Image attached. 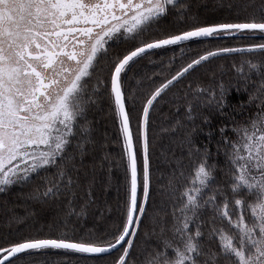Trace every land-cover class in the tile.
Segmentation results:
<instances>
[{
    "label": "snow or ice",
    "instance_id": "6c2138e0",
    "mask_svg": "<svg viewBox=\"0 0 264 264\" xmlns=\"http://www.w3.org/2000/svg\"><path fill=\"white\" fill-rule=\"evenodd\" d=\"M176 5L177 0H0V192L65 158L85 104L95 102L92 97L100 85L114 108L128 179L126 215L109 239L22 238L0 247V264H23L25 257L44 250L95 257L120 251L114 264H129L150 198L149 123L155 103L170 86L212 57L264 53V43H254L218 47L192 58L143 99L138 136H134L128 105H135L138 93L126 91L124 77L138 59L169 47H179L183 54L194 41L244 34L264 40V15L241 22L193 23L186 30L153 34V23L168 13V6ZM119 37L130 41V47L108 60L103 75L91 85L101 54L106 58L109 42ZM247 64L252 70L260 67ZM237 71L243 72V67ZM220 91L223 97V85ZM233 131L237 139L224 141L229 149L226 186L206 195L215 179L206 159L194 166L178 195L170 184L171 196L179 202L173 205L172 237L165 238L143 264H264V108ZM137 140L143 157L142 198ZM66 175L61 169L59 181ZM72 182L69 177L67 186ZM59 191L60 184L52 182L42 195ZM205 227L215 248L205 250Z\"/></svg>",
    "mask_w": 264,
    "mask_h": 264
},
{
    "label": "trees",
    "instance_id": "16d2710c",
    "mask_svg": "<svg viewBox=\"0 0 264 264\" xmlns=\"http://www.w3.org/2000/svg\"><path fill=\"white\" fill-rule=\"evenodd\" d=\"M264 15V0H177L168 13L152 25L153 34L186 30L193 23L241 22ZM264 43L259 35L222 37L190 42L181 54L179 47L152 50L132 64L124 77L128 93L136 91L135 105L129 102L132 129L138 136V117L143 99L155 87L174 75L192 58L218 47H246ZM119 37L109 42L107 57L101 59L90 84L95 86L108 60L130 47ZM260 67L252 70L247 62ZM243 67V72L237 68ZM140 82L139 84L137 82ZM264 53H227L197 66L167 89L150 112L149 157L151 186L129 264L143 261L172 237V187L179 190L188 183L194 166L206 159L214 181L207 194L225 187L229 180V151L225 139L236 140L233 131L255 118L264 108ZM131 85V87H129ZM224 94L221 97L220 86ZM85 104L76 136L68 145L65 158L56 166L32 174L0 192V247L22 238H61L84 242L109 239L126 215L128 179L122 139L114 108L100 85ZM79 128L87 129L86 132ZM223 130V131H222ZM139 196H143V157L137 140ZM67 173L63 182L58 172ZM183 172V176H181ZM72 184L67 186L68 178ZM52 182L60 191L49 197L42 193ZM211 212L204 215L207 221ZM205 250L215 242L205 238ZM88 256L63 250H44L25 257L23 264H114L120 255ZM203 260V257H201ZM15 264H21L16 261Z\"/></svg>",
    "mask_w": 264,
    "mask_h": 264
},
{
    "label": "water",
    "instance_id": "95a60500",
    "mask_svg": "<svg viewBox=\"0 0 264 264\" xmlns=\"http://www.w3.org/2000/svg\"><path fill=\"white\" fill-rule=\"evenodd\" d=\"M138 175H139V173H138ZM138 192H139V189H138ZM114 252V251H113ZM104 255H108V254H104ZM104 255H102V256H104Z\"/></svg>",
    "mask_w": 264,
    "mask_h": 264
},
{
    "label": "rangeland",
    "instance_id": "374dc122",
    "mask_svg": "<svg viewBox=\"0 0 264 264\" xmlns=\"http://www.w3.org/2000/svg\"><path fill=\"white\" fill-rule=\"evenodd\" d=\"M117 39V38H116ZM115 40V39H114Z\"/></svg>",
    "mask_w": 264,
    "mask_h": 264
}]
</instances>
